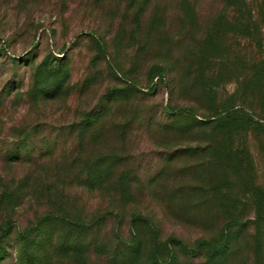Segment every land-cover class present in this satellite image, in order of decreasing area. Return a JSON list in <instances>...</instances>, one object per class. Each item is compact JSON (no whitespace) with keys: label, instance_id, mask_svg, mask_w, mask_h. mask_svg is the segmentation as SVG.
Returning a JSON list of instances; mask_svg holds the SVG:
<instances>
[{"label":"rangeland","instance_id":"rangeland-1","mask_svg":"<svg viewBox=\"0 0 264 264\" xmlns=\"http://www.w3.org/2000/svg\"><path fill=\"white\" fill-rule=\"evenodd\" d=\"M0 256L264 264V0H0Z\"/></svg>","mask_w":264,"mask_h":264},{"label":"trees","instance_id":"trees-1","mask_svg":"<svg viewBox=\"0 0 264 264\" xmlns=\"http://www.w3.org/2000/svg\"><path fill=\"white\" fill-rule=\"evenodd\" d=\"M77 223H78V225H84L81 221H77ZM200 244H202V245H204L203 247L205 248V247H207L208 249H210V248H213L214 246V243H209V242H201ZM137 245H138V242L136 243V245L135 246H132V248H137ZM1 257V256H0Z\"/></svg>","mask_w":264,"mask_h":264}]
</instances>
